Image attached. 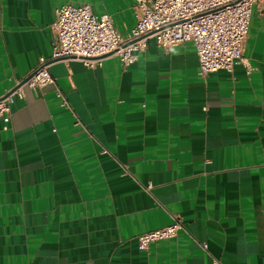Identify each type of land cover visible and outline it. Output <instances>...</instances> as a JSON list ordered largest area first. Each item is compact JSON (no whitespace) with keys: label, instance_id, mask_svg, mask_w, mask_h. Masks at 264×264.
I'll list each match as a JSON object with an SVG mask.
<instances>
[{"label":"crops","instance_id":"obj_1","mask_svg":"<svg viewBox=\"0 0 264 264\" xmlns=\"http://www.w3.org/2000/svg\"><path fill=\"white\" fill-rule=\"evenodd\" d=\"M66 3L136 21L135 0H0V96L49 58ZM198 70L152 38L126 67L51 63L0 120V264H264V3L232 70Z\"/></svg>","mask_w":264,"mask_h":264},{"label":"built area","instance_id":"obj_2","mask_svg":"<svg viewBox=\"0 0 264 264\" xmlns=\"http://www.w3.org/2000/svg\"><path fill=\"white\" fill-rule=\"evenodd\" d=\"M135 24L121 34L107 14L97 15L86 4L66 3L55 10L51 25L49 58H39L36 68L0 96V120H10V105L23 98L25 89L40 91L54 85L49 65L70 59L81 60L95 69L108 57L126 67L137 60L139 52L152 38L169 50L190 43L195 48L201 77L219 70L231 71L241 58L247 38L252 7L264 0H135ZM57 96L61 97L60 92ZM182 222L139 234V250L161 240L176 237Z\"/></svg>","mask_w":264,"mask_h":264}]
</instances>
